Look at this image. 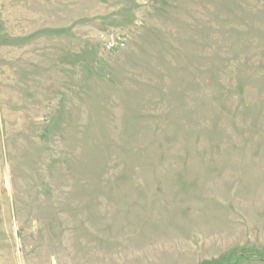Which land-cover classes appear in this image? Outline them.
Here are the masks:
<instances>
[{"label": "rangeland", "instance_id": "obj_1", "mask_svg": "<svg viewBox=\"0 0 264 264\" xmlns=\"http://www.w3.org/2000/svg\"><path fill=\"white\" fill-rule=\"evenodd\" d=\"M0 264H264V0H0Z\"/></svg>", "mask_w": 264, "mask_h": 264}]
</instances>
